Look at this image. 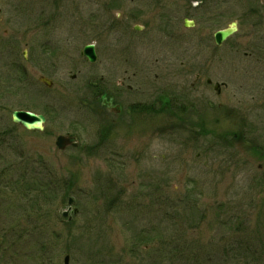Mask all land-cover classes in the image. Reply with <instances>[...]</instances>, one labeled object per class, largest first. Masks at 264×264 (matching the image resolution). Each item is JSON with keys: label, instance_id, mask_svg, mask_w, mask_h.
<instances>
[{"label": "rangeland", "instance_id": "obj_1", "mask_svg": "<svg viewBox=\"0 0 264 264\" xmlns=\"http://www.w3.org/2000/svg\"><path fill=\"white\" fill-rule=\"evenodd\" d=\"M240 1L210 0L203 20L196 18L195 27L181 28L184 13H175L174 0H0V132H11L10 148L0 145V174L10 162L20 171L27 156L32 169L46 167L53 172L50 180L56 181V191L45 189L46 195L37 190L23 194L0 182V264H64L66 255L68 264H143L139 254L128 253L131 243L141 245L139 252L160 244L161 235L171 233L166 213L170 215L173 206L179 207L177 228L184 240L194 252H208L192 258L191 264H206L214 247L221 246L219 240L226 239L228 230L212 221L229 220L232 209L244 219L241 226L248 227L250 236L264 235V64L255 63L257 53L244 55L255 49V19L244 14L256 0ZM231 21L238 22V30L222 45L214 46L213 38L209 42L205 37ZM137 23L142 31L133 29ZM262 27L263 34L264 23ZM193 35L192 48L201 51L195 65L208 67L205 76L227 87L219 95L212 87L190 89L194 75L188 68L175 78L157 68L162 78L157 81L181 101L194 96L213 105L200 112L204 121L188 115L187 128H180L178 121L164 122L161 137L155 132L156 119L146 128L149 122L137 123L132 131L120 125L100 136L99 125L110 114L108 109L99 111L96 91L91 93L88 85L109 82L124 90L118 80L123 78L126 84L138 82L139 91V82L154 77L155 57L172 59L171 53L187 47L181 36L189 41ZM88 43L95 44V63L79 54ZM126 44L129 63L137 58L139 66L144 63L142 68L133 64L127 79L122 74L124 53L113 54ZM170 65L183 69L176 61ZM41 75L53 81L52 87L39 82ZM115 81L119 83L113 86ZM19 109L43 114V130L27 131L14 124L11 112ZM203 123L211 133L195 135L193 129ZM241 128L247 141L237 143L232 134ZM66 133L78 135L77 149L56 147V137ZM12 147L19 156L3 154ZM69 196L78 213L65 219ZM143 231L152 239L147 244L139 241ZM19 233L20 241L10 245Z\"/></svg>", "mask_w": 264, "mask_h": 264}, {"label": "flooded vegetation", "instance_id": "obj_2", "mask_svg": "<svg viewBox=\"0 0 264 264\" xmlns=\"http://www.w3.org/2000/svg\"><path fill=\"white\" fill-rule=\"evenodd\" d=\"M210 0H174L172 3V9L175 11V13L179 14L181 12L184 13V18L181 23L182 27H185L186 20H192L193 21V27L196 25V18L203 20L204 15L207 14L208 8L210 6ZM240 0H237V4H240ZM226 3L228 1H225ZM196 3V4H195ZM260 4V7L259 5ZM190 6H193L194 11H190L192 8ZM179 8H182L183 11H181ZM264 10V2H258L256 0V5L253 9L247 10L248 14H244L245 17H249V19H255V23L252 24L253 27H255V33L254 35V43L253 41V47L251 51L244 52V55H251L250 53H257V55L253 56V59L256 64L263 63L264 64V32L261 33L263 29V23H264V13H261V10ZM221 15V17H225ZM111 20V18H108V22ZM236 23V31L238 30L237 27V21H234ZM190 27V28H193ZM144 29V27H143ZM223 29L222 27L218 30ZM235 31V32H236ZM234 32V33H235ZM214 34L211 36V34H207L205 37L208 39L209 42H212L214 44ZM195 35L191 36L189 41L192 43L191 50L188 51L189 48V41L186 39V36H181L182 38H185V41H187V47L182 50L181 53H171L172 59H168L167 57H155V61H152L151 64L154 66L151 68V71H153L154 77L151 80H148L146 82H139V91H137V83H128L126 84L124 82V79L121 78L119 83L118 81H115L113 86H115V83L118 82L119 85L126 86L124 90L117 89L116 87H111L109 82H105L107 85H100L99 81L94 84V87L97 88L98 93L100 91H103L104 95H101L97 97V101L95 102L99 105L101 110H109L110 118L103 119L105 123L103 126L99 125V134L100 136L108 133L112 134L111 128H116V126H125L129 131H132V128L136 127L137 123L145 124V122H149L148 125H152L154 122L153 120L156 119V125H159L155 132L158 131V136H162L163 132V123L164 120L170 121H181V122H187L188 115L192 116L194 120L198 119L202 122L204 121L201 116H205L203 113H200L201 111H206L207 108L213 107L208 101L202 100L198 97L191 96L190 98L186 96L183 101H181V98L174 93H167L163 91L162 87H160L159 81H157L159 78H161L160 73L158 72L157 68L161 70H165L168 72V75L166 77L168 78H175L183 73V71L188 68V73L193 74L192 82L190 83V89H196L199 90L200 87H212L214 92L219 95L221 93V89L227 87V84L225 82H213L212 79L208 76H205L206 72H209L208 67L206 66H196V60L195 57L197 56L196 53H200L201 51H196L192 47L195 43ZM215 46V45H214ZM238 50H236L237 52ZM191 53H194L192 58H190ZM263 54V55H261ZM182 58H186L187 61H182ZM188 58L191 59L190 64L188 62ZM174 61L179 62L182 64L183 69H173L171 68V65ZM129 61H124V71L123 75H125V78H131L129 74V70L131 71L132 67L128 65ZM186 64V65H185ZM141 67H144V63H141ZM259 69H262L261 66H258ZM264 69V68H263ZM178 79V78H177ZM216 85H220L218 88V91L215 90ZM129 93H135L139 97L136 99H130L128 97ZM103 96H105L103 101ZM101 98V99H100ZM103 102V104H102ZM110 104V105H109ZM119 108L118 111H116V108ZM209 106V107H207ZM221 106V105H219ZM222 107V106H221ZM222 109L225 111V114L227 113L228 116L232 115V111H227L226 107H222ZM200 113V114H199ZM100 114V113H98ZM199 118H197L198 116ZM189 116V117H190ZM104 118V117H103ZM144 126V128L148 127ZM161 139V138H160ZM96 148H99L101 146V143H98L97 145H94Z\"/></svg>", "mask_w": 264, "mask_h": 264}, {"label": "trees", "instance_id": "obj_3", "mask_svg": "<svg viewBox=\"0 0 264 264\" xmlns=\"http://www.w3.org/2000/svg\"><path fill=\"white\" fill-rule=\"evenodd\" d=\"M10 135L11 132L8 129H4L3 132H0V145H3L5 149L10 148V142L8 140ZM5 153L10 156H19V152L13 147L9 151L5 150ZM24 163L25 164L20 167V171L14 169V164H10L9 167H6L5 170L2 171L1 176L3 183L8 182V184L4 185L11 186L14 189L20 188L23 194H30L37 190L39 193L46 195L45 189L50 190V188L52 189V193H54V190H56V181L55 179L52 181L50 180V175H53V172L48 171L46 167L36 171L34 168L32 169L31 163L25 161ZM20 165H22V162H20ZM14 170L19 173L18 179H15L16 173ZM9 182L11 183L9 184ZM47 182L51 183V187H49ZM35 206L39 207L38 205ZM194 207H197V205ZM174 218L175 217L169 220L172 226ZM234 219L235 220L229 218V220H221L220 222L219 220H214L215 223L221 224L220 226L226 228L228 233L226 239L221 237L219 241L221 246L214 247L215 251L210 254L209 258L212 259V261L216 259L221 264H264V235L260 233L250 236L248 227L241 226V220L244 221V219H239L237 216ZM230 222H232L233 225L236 224V227H233ZM149 235L146 234L144 238H139V241L142 239L144 243L146 242L145 244L149 243V241L152 240ZM20 237L21 235L19 233L15 241H10L9 244L11 245L12 243V245H16L20 241ZM155 239H158V237ZM161 239L162 241L158 246L139 252L138 249L141 248L140 245L138 248L134 247L131 249L130 252L132 255L139 254L143 264L145 262L148 264H179L180 261L181 264H191L189 261H192V258L198 259L208 253L203 252L199 254L197 253L198 250L194 252V246L184 240V234H182V232H177L168 238L163 237ZM42 253L44 254L45 251ZM135 255L134 257H136ZM17 256L18 255H16V257ZM49 256L50 255L46 254L43 257L48 258Z\"/></svg>", "mask_w": 264, "mask_h": 264}, {"label": "water", "instance_id": "obj_4", "mask_svg": "<svg viewBox=\"0 0 264 264\" xmlns=\"http://www.w3.org/2000/svg\"><path fill=\"white\" fill-rule=\"evenodd\" d=\"M233 29H228L227 31H222L217 33L219 38H224L229 35ZM84 53L88 56L89 60H94V51L92 45H87L84 48ZM40 81L45 83L47 86L51 85V82L48 79L40 77ZM12 120L14 123H18L25 127L28 130H41L42 123L44 122V117L42 115H36L31 112H22V111H14L12 112ZM57 146L60 149H64L67 145L76 146V135L68 134L67 136H59L56 141ZM70 204H73V201H69ZM76 212V210H74ZM66 215V213H65ZM67 262V259H66Z\"/></svg>", "mask_w": 264, "mask_h": 264}]
</instances>
